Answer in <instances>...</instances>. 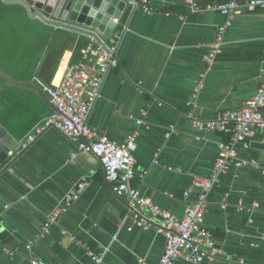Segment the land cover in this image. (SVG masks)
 <instances>
[{"label": "crops", "instance_id": "1", "mask_svg": "<svg viewBox=\"0 0 264 264\" xmlns=\"http://www.w3.org/2000/svg\"><path fill=\"white\" fill-rule=\"evenodd\" d=\"M150 1L154 13L137 7L124 11L116 27L119 64L103 77L87 121L97 135L116 143L138 131L131 185L181 217L196 199L193 178L210 174L219 144L229 138L198 130L186 117L187 102L196 118L208 121L251 99L264 60V7L235 16L208 64L225 17L216 11L190 13L183 0ZM164 9L173 13L165 15ZM103 40L107 45L108 38ZM71 56V50L63 53L50 84L57 83L64 58L62 73ZM39 122L21 135L11 133L18 147L0 162V264H30V258L44 264H158L165 244L161 223L149 219L147 228L138 225L147 211L131 208L127 196L112 191L99 160L80 151L78 140L48 128L27 142ZM236 160L244 164H232L207 194L204 224L216 254L201 264H264V131L238 147ZM83 177L78 200L45 233L48 215ZM175 264L194 263L179 257Z\"/></svg>", "mask_w": 264, "mask_h": 264}, {"label": "built area", "instance_id": "2", "mask_svg": "<svg viewBox=\"0 0 264 264\" xmlns=\"http://www.w3.org/2000/svg\"><path fill=\"white\" fill-rule=\"evenodd\" d=\"M183 5L190 13L216 11L225 17L224 22L216 28L215 40L206 57V62L211 64L235 16L243 10L264 7V0H245L244 2L228 0L203 5L200 0H183ZM126 6L140 8L147 14L156 11L150 0H126ZM162 13L169 15L173 12L164 9ZM114 22L116 26L120 24L116 19ZM89 39L90 42L81 60L68 65L58 82L48 87V94L60 113L46 116L36 124L27 136V142L35 140L44 130L54 128L68 138L78 140L77 146L80 151L95 155L102 166L104 180L112 191L118 196H127L131 208L147 211V216H141L137 224L147 228L149 219L161 223L165 244L158 264H175L179 257L194 264H201L205 260L214 258L215 240L212 231L204 224L208 204L207 194L232 164L236 167L244 164L243 161L236 160L238 147H246L247 141L257 131H264V60L259 86L243 107L224 110L216 119L204 121L194 116L193 103L187 102L190 109L186 112V117L198 130L226 133L229 138L226 142L219 144L221 154L214 161L210 174L207 177L193 178L192 185L197 190L196 199L186 206L181 217H176L169 210L151 202L131 185L136 173L132 151L138 131L130 134L125 142L116 143L105 134L97 135L88 124V114L94 100L99 95L103 77L119 64L116 52L120 32L117 29L112 32L106 48L98 44L93 37L89 36ZM201 86L198 84L196 90H199ZM140 123L141 120H137V124ZM169 129L166 136L170 135L173 127L170 125ZM8 154L12 155V151H8ZM74 156L75 154H72V157ZM250 163L256 165L253 160ZM85 184L86 178L83 177L65 193L61 203L44 221L45 233L78 200ZM190 191V189L186 190L184 194L188 195ZM3 249L13 254L4 246ZM96 261L99 262L100 259ZM29 262L30 264H44L36 258H30Z\"/></svg>", "mask_w": 264, "mask_h": 264}, {"label": "trees", "instance_id": "3", "mask_svg": "<svg viewBox=\"0 0 264 264\" xmlns=\"http://www.w3.org/2000/svg\"><path fill=\"white\" fill-rule=\"evenodd\" d=\"M89 42L84 35L30 18L21 3L0 0V70L16 79L36 82L48 92L63 53L71 50L70 64H74L81 60ZM65 64L64 58L55 82ZM51 114L37 95L0 79V123L10 133L21 135Z\"/></svg>", "mask_w": 264, "mask_h": 264}, {"label": "water", "instance_id": "4", "mask_svg": "<svg viewBox=\"0 0 264 264\" xmlns=\"http://www.w3.org/2000/svg\"><path fill=\"white\" fill-rule=\"evenodd\" d=\"M12 2L21 3L30 18H37L54 27L93 37L104 48L106 44L103 39L110 37L117 27L114 20L120 21L127 8L125 0H12ZM0 79L6 85L34 93L54 114L60 113L48 92L40 84L16 79L2 70ZM17 147L18 141L0 123V162L7 157L8 151H14Z\"/></svg>", "mask_w": 264, "mask_h": 264}]
</instances>
